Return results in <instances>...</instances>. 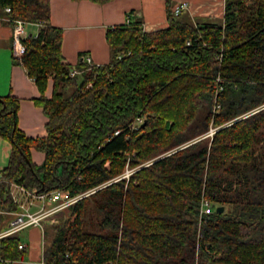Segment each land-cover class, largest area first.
Returning <instances> with one entry per match:
<instances>
[{
    "label": "trees",
    "instance_id": "obj_1",
    "mask_svg": "<svg viewBox=\"0 0 264 264\" xmlns=\"http://www.w3.org/2000/svg\"><path fill=\"white\" fill-rule=\"evenodd\" d=\"M0 16L39 24L16 61L48 118L47 135L30 137L19 98L0 95L11 145L0 232L21 209L12 183L35 194L92 191L43 219L44 264H264V0H226L221 24L196 26L167 5L164 28H109L111 59L99 66L64 62L50 0H0ZM211 125L220 127L212 138L183 146ZM203 199L213 213L201 216ZM20 244V232L0 238V264H27Z\"/></svg>",
    "mask_w": 264,
    "mask_h": 264
},
{
    "label": "crops",
    "instance_id": "obj_2",
    "mask_svg": "<svg viewBox=\"0 0 264 264\" xmlns=\"http://www.w3.org/2000/svg\"><path fill=\"white\" fill-rule=\"evenodd\" d=\"M186 2L188 7L185 21L194 25L210 23L221 24L224 20L226 0H112L104 4L89 0H50L51 24L63 29L62 54L64 62L75 66L90 57L96 66L110 62L111 52L106 39L109 28L141 21L145 31H153L168 25L167 5L173 8ZM221 19V23L216 20ZM38 26L30 24L28 33H36ZM12 95L20 100L18 125L30 137L47 135L48 118L42 107L36 104L41 95L34 79L28 76L24 66L12 54V26L0 16V95ZM53 94V80L50 78L45 95ZM11 153L10 143L0 135V171L8 164ZM32 161L42 165L45 154L37 149L31 150ZM38 202H36L37 204ZM50 205L49 203L47 204ZM37 209V207L35 208ZM25 231L22 244L27 249V264H42L44 242L43 229L30 227Z\"/></svg>",
    "mask_w": 264,
    "mask_h": 264
},
{
    "label": "built area",
    "instance_id": "obj_3",
    "mask_svg": "<svg viewBox=\"0 0 264 264\" xmlns=\"http://www.w3.org/2000/svg\"><path fill=\"white\" fill-rule=\"evenodd\" d=\"M188 7L186 2H181L177 4L173 8V13L175 16H179L180 13ZM6 13L11 12L10 7L5 8ZM12 26V54L15 60H18L20 63L23 60V57L26 53V45L24 43V39L28 35L27 27L31 24L22 19L12 18L10 16L5 17ZM39 26V24H35ZM187 45H190V41L187 42ZM86 62L92 64V60L90 57H86ZM80 72L77 69H73L70 72V76L74 77L78 75ZM91 86V85H90ZM220 109V105L216 103L214 110L218 111ZM144 119L142 117H138L132 124V127H138ZM220 127H215L213 125L210 126L208 131L198 136L194 140H191L189 143L183 145L186 146L188 144L193 143L194 141H198L201 139L212 138L213 135L219 130ZM137 169L130 170L127 169L125 173V177H129L130 174L135 172ZM1 177V173H0ZM92 191L83 192L74 197H69V194L66 191L56 190L48 193L35 194L28 191L25 187L12 183L11 184V194L14 202L19 205L21 208L18 212L15 213L14 218L9 222L8 226L0 232V238L11 235L16 232H20L26 228L30 227H40L43 229L42 221L46 217L67 208L78 200L86 197ZM36 202H38L36 204ZM50 204L49 206L47 204ZM37 207V209H35ZM214 212V206L210 203L209 200L203 199L201 204V216L209 215ZM21 249L25 247L24 244H20ZM0 261H3L0 258ZM44 264V262H42Z\"/></svg>",
    "mask_w": 264,
    "mask_h": 264
},
{
    "label": "rangeland",
    "instance_id": "obj_4",
    "mask_svg": "<svg viewBox=\"0 0 264 264\" xmlns=\"http://www.w3.org/2000/svg\"><path fill=\"white\" fill-rule=\"evenodd\" d=\"M181 18H183V19H185V14H183L182 16H181ZM218 23H221V19H217L216 20ZM68 89L69 90H72V87H68ZM196 138H198V137H196ZM130 169V168H129ZM130 170H134V169H130ZM56 221H57V219H56ZM25 234H26V232L25 231H23V232H21L20 233V236L22 237V238H25ZM43 239H42V242H41V244H43Z\"/></svg>",
    "mask_w": 264,
    "mask_h": 264
},
{
    "label": "water",
    "instance_id": "obj_5",
    "mask_svg": "<svg viewBox=\"0 0 264 264\" xmlns=\"http://www.w3.org/2000/svg\"><path fill=\"white\" fill-rule=\"evenodd\" d=\"M216 209H217V212H224V207L223 206H219Z\"/></svg>",
    "mask_w": 264,
    "mask_h": 264
}]
</instances>
